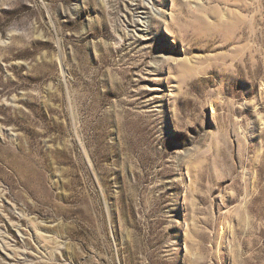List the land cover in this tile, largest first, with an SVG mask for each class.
I'll use <instances>...</instances> for the list:
<instances>
[{"label":"rangeland","instance_id":"obj_1","mask_svg":"<svg viewBox=\"0 0 264 264\" xmlns=\"http://www.w3.org/2000/svg\"><path fill=\"white\" fill-rule=\"evenodd\" d=\"M0 264H264V0H0Z\"/></svg>","mask_w":264,"mask_h":264},{"label":"bare ground","instance_id":"obj_2","mask_svg":"<svg viewBox=\"0 0 264 264\" xmlns=\"http://www.w3.org/2000/svg\"><path fill=\"white\" fill-rule=\"evenodd\" d=\"M175 1H177V0H175ZM207 6V5H206ZM206 6H204V5H200V4H196V6H194L195 7V10L194 11H192L191 12V15H192V17H194V20H196V21H200V22H203V19H204V17H202L199 13H198V10H205L206 9ZM211 8V7H210ZM213 8V7H212ZM220 9V8H219ZM190 13V12H189ZM201 13V12H200ZM221 13V12H220ZM207 14V13H206ZM204 15V14H203ZM213 16V15H212ZM215 16V15H214ZM217 18V17H216ZM218 19V18H217ZM220 19V18H219ZM193 20V21H194ZM228 20V19H227ZM224 22V21H223ZM223 22H221V23H223ZM168 23V22H167ZM206 23V22H205ZM217 23H219L220 24V22H219V20H217V22H216V25H217ZM225 24V23H224ZM223 24H221V26H222ZM210 26V25H209ZM220 26V27H221ZM218 27V26H217ZM229 27V26H228ZM215 28V27H214ZM227 29V28H226ZM218 30V29H217ZM228 31H229V29H228ZM226 34V33H225Z\"/></svg>","mask_w":264,"mask_h":264}]
</instances>
